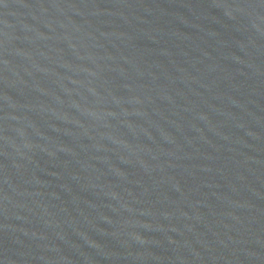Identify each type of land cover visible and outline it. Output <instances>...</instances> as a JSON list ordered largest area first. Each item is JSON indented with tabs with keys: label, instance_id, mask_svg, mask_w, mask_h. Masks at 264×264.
Listing matches in <instances>:
<instances>
[{
	"label": "water",
	"instance_id": "1",
	"mask_svg": "<svg viewBox=\"0 0 264 264\" xmlns=\"http://www.w3.org/2000/svg\"><path fill=\"white\" fill-rule=\"evenodd\" d=\"M0 264H264V0H0Z\"/></svg>",
	"mask_w": 264,
	"mask_h": 264
}]
</instances>
